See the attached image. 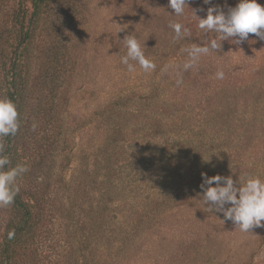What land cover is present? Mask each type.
<instances>
[{"label":"rangeland","instance_id":"obj_1","mask_svg":"<svg viewBox=\"0 0 264 264\" xmlns=\"http://www.w3.org/2000/svg\"><path fill=\"white\" fill-rule=\"evenodd\" d=\"M237 2L189 0L175 16L168 0H50L28 22L17 148L41 196L39 220L22 234L25 264H264V222L248 233L224 223L207 211L200 188L202 173L264 179V41H222L181 73L179 86L174 68L184 48L206 38L191 8L226 12ZM19 9L27 24L30 0H0L7 54ZM169 21L191 35L174 40ZM128 34L154 71L129 72L120 62L118 41ZM19 217L0 212V238Z\"/></svg>","mask_w":264,"mask_h":264},{"label":"clouds","instance_id":"obj_2","mask_svg":"<svg viewBox=\"0 0 264 264\" xmlns=\"http://www.w3.org/2000/svg\"><path fill=\"white\" fill-rule=\"evenodd\" d=\"M204 5L212 4V0H202ZM189 0H168V7L174 10L175 16L185 13ZM198 29L206 38L200 42H193L183 49L186 59L181 65H174L177 73V86L183 83L181 73L197 67L203 56L218 52L222 41L231 39V43L240 45L249 39V34H254L259 40L264 41V6L257 0H238L234 7H228L225 12L220 5H213L206 10L203 8L192 9ZM197 11H205L202 18ZM168 27L174 33V40L183 39L191 35V30L177 21H169ZM124 28L121 27L120 31ZM116 33V34H117ZM214 34L208 38V34ZM126 55L120 57V62L127 66L129 72L136 70V65L144 72L154 71L156 64L146 57L137 37L128 34L122 40ZM134 62V63H133ZM225 77L223 68H218L215 78L222 80ZM21 126V121L16 104L8 97H0V208H7L14 203L15 197L20 192L18 181L29 171L24 162H17L14 166L5 153L3 140L14 137ZM35 129V125H33ZM209 161V160H208ZM202 202L210 213L222 214V219L231 221L235 228L241 232H251L254 227H259L264 222V179L258 175L245 174L234 180L231 175H214L209 177L202 173ZM214 185V186H213ZM14 230L8 232V238H14Z\"/></svg>","mask_w":264,"mask_h":264},{"label":"trees","instance_id":"obj_3","mask_svg":"<svg viewBox=\"0 0 264 264\" xmlns=\"http://www.w3.org/2000/svg\"><path fill=\"white\" fill-rule=\"evenodd\" d=\"M50 3V0H30L31 12L26 24V9L22 12L19 9L14 14L12 23V43L10 44L11 51L7 54L3 48L0 47V97L10 98L17 106L21 126L18 133L14 137H7L3 140L5 153L8 155L14 166L21 161L18 154L17 140L22 132V117L23 107L28 94L27 81V66L25 65L26 50L32 36V30L29 28L28 22L31 25L34 21L37 22L39 15L43 11V7ZM28 172L23 175L18 181L20 185V192L15 197L14 203L7 208H0V212L4 215L7 210H12L20 214L18 220H7L2 236L0 238V264H25L22 251L26 249V241L22 239V234L32 231L36 217L33 210L36 208L34 203L39 200L41 193L34 190L29 182H27ZM27 197L24 200L22 197ZM29 201L33 202L30 203ZM38 203V202H37ZM38 207V204H37ZM14 230V238H8V232Z\"/></svg>","mask_w":264,"mask_h":264}]
</instances>
